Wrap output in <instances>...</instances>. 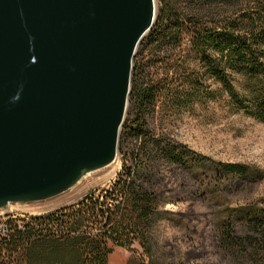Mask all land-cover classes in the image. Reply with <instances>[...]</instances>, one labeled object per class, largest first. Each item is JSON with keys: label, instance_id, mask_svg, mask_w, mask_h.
I'll return each instance as SVG.
<instances>
[{"label": "trees", "instance_id": "trees-1", "mask_svg": "<svg viewBox=\"0 0 264 264\" xmlns=\"http://www.w3.org/2000/svg\"><path fill=\"white\" fill-rule=\"evenodd\" d=\"M263 44L264 0H163L137 50L145 60L141 76L132 80L135 111L123 123L126 131L145 138L158 110L194 111L213 97L264 120V52L255 54ZM143 145L154 165L142 168L144 163L136 161L125 167L105 193H90L21 225L7 220L0 231V264L19 254L25 264H109V242L129 248L138 243L148 257L140 264H163L153 258L151 229L161 211L146 170L153 176L165 159L180 168L204 166L205 159L187 146L169 143L165 134ZM211 172L213 180L227 185L235 177L247 183L260 177L236 163L213 164ZM117 197L121 200L113 203ZM225 215L217 237L225 255L233 264H264V206L252 202Z\"/></svg>", "mask_w": 264, "mask_h": 264}, {"label": "water", "instance_id": "water-1", "mask_svg": "<svg viewBox=\"0 0 264 264\" xmlns=\"http://www.w3.org/2000/svg\"><path fill=\"white\" fill-rule=\"evenodd\" d=\"M156 0H0V210L113 163Z\"/></svg>", "mask_w": 264, "mask_h": 264}, {"label": "rangeland", "instance_id": "rangeland-1", "mask_svg": "<svg viewBox=\"0 0 264 264\" xmlns=\"http://www.w3.org/2000/svg\"><path fill=\"white\" fill-rule=\"evenodd\" d=\"M156 2L158 11L163 0ZM262 52L264 44L255 54ZM136 55L132 80L141 76L145 60L141 52ZM206 78L210 85L212 79ZM237 85L240 86L239 82ZM134 111L129 97L124 122L133 119ZM149 122L147 135L142 139L130 136L122 125L115 161L86 175L71 190L49 200L13 203L0 210V231L9 219L21 225L33 216L74 204L90 193H105L124 168L134 166L136 161L140 162L138 165L144 163L142 168L146 163L148 168L152 167L155 162L145 156L143 144L152 136L165 134L169 143L187 146L204 158L205 163L180 168L165 159L156 166L153 176L152 170H146V174L151 175L148 186L158 198L161 211L151 229L154 260L163 264H233L218 245V227L230 208L252 202L264 206V120L213 97L206 106L196 105L194 111L158 110ZM217 163L246 165L258 171L260 177L253 183L235 177L227 185L213 180L211 168ZM120 200V197L114 198L113 203ZM109 245L112 247L109 264H140L148 259L138 243L131 248L112 242ZM6 264L25 262L19 254Z\"/></svg>", "mask_w": 264, "mask_h": 264}, {"label": "built area", "instance_id": "built-area-1", "mask_svg": "<svg viewBox=\"0 0 264 264\" xmlns=\"http://www.w3.org/2000/svg\"><path fill=\"white\" fill-rule=\"evenodd\" d=\"M5 226H6V225H3L4 228H5ZM4 228H3V229H4ZM1 231H2V230H1Z\"/></svg>", "mask_w": 264, "mask_h": 264}]
</instances>
